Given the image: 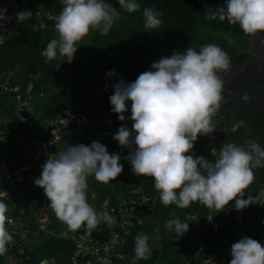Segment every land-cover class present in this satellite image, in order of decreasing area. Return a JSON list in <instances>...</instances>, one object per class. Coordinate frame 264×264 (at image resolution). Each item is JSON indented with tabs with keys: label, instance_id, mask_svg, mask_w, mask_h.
<instances>
[{
	"label": "clouds",
	"instance_id": "clouds-1",
	"mask_svg": "<svg viewBox=\"0 0 264 264\" xmlns=\"http://www.w3.org/2000/svg\"><path fill=\"white\" fill-rule=\"evenodd\" d=\"M60 3L62 8L54 18L57 38L51 39L41 53L46 63L59 61L57 69L62 62L72 63L77 43L90 31L106 36L120 18V12L105 0H60ZM117 3L129 13L140 8L136 0H117ZM161 15L152 8L143 10L145 32L160 27ZM31 17V10L16 14L17 23ZM217 17L230 25L238 24L246 36L264 34V0H225L224 7L208 13L205 19ZM32 27L33 31H39L47 25L40 23ZM0 31H6L3 25ZM230 71L228 53L209 43L199 52L192 47L183 53L174 50L170 57L152 63L150 70L141 73L134 82L126 84L120 80L113 85V95L109 97L112 112L123 122L128 111L126 102L130 101L132 121L130 131L105 115L119 126L113 140L120 147L130 149L125 159L130 162L133 174L154 178V188L165 207L175 205L184 209L199 202L219 213L232 201L237 211L254 204L264 206V187L255 197L249 194L244 198L246 189L255 181L253 170L264 167V146L252 140L242 146L225 142L214 162L188 154L199 136L216 130L213 117L221 107L223 77ZM107 75L114 76L115 71ZM242 124L235 125L233 132ZM120 159L95 141L90 146L69 145L65 151L49 156L34 184L43 189L49 208L66 225L65 236L82 226L95 231L101 224H116L114 215L97 211L88 203L86 178L94 176L104 185L115 181L123 171ZM3 196L7 197L6 193ZM7 211V205L0 199V256L7 253V246L13 241L6 227V223H11ZM165 227L174 229L179 238L189 230V223L176 218L168 220ZM159 232L157 227L152 237L137 234L134 253L138 259L149 258L148 242L159 241ZM230 255V264H264V246L249 237L235 242Z\"/></svg>",
	"mask_w": 264,
	"mask_h": 264
},
{
	"label": "trees",
	"instance_id": "trees-1",
	"mask_svg": "<svg viewBox=\"0 0 264 264\" xmlns=\"http://www.w3.org/2000/svg\"><path fill=\"white\" fill-rule=\"evenodd\" d=\"M105 2L113 5L120 12V18L114 22L106 36L98 31H90L82 41L77 43L78 48L72 63L62 62L58 69L56 65L59 61L46 63L41 55L47 43L57 38V33L52 28V21L37 15L36 11H49L53 15H58L62 8L61 3L54 0H32V17L11 28L9 38L0 46V82L8 78L10 86L20 87V93L26 90L29 83L32 84L30 105L34 109L37 122L32 126H21L15 131L0 126L7 138L6 143H0V158L13 159L18 164L28 161L34 153L35 143L41 140L48 129L46 124L41 125L38 120L50 121L55 117L57 109L63 106L71 107L91 117L95 113L96 102H98L102 106L104 115L114 118L117 125L132 126L131 112L121 122L117 114L111 110L109 97L113 95V85L120 80L126 84L134 82L141 73L150 70L152 63L158 62L163 57H170L174 50L183 53L188 47H192L199 52L203 45L211 43L220 46L235 63H241L246 57L245 49L248 40L238 24L230 25L227 20L220 21L218 17L215 20L205 19L208 13L224 7L225 0H136L140 8L131 13L120 8L117 0H105ZM145 8H152L162 13L159 17L160 27L150 32H145L143 16ZM40 23L46 24L47 27L33 31L32 26ZM27 62H36L39 73L28 74ZM112 70L115 71V75L108 76L107 73ZM13 95L14 93L10 91H0V118L6 119L7 122L14 117L16 111ZM238 106L242 108V111H247L242 101H239ZM127 107L129 109L128 104ZM126 113L127 111L124 116ZM221 113L226 115L222 110ZM241 114L243 119L238 120L244 121L251 118L248 112ZM256 118L255 121L263 126L264 119ZM227 128V124L220 127L223 135ZM221 141L227 142L225 138ZM196 142L208 144L205 138H198ZM233 142L242 146L238 140ZM112 143L116 145L114 140ZM79 144L87 146L85 141ZM198 150L194 145L191 153L188 154L193 155L194 158L204 157L206 160L215 161L214 157ZM128 154L129 151L125 152L126 157ZM120 163L123 165V171L115 181L107 185L97 182L94 176L87 177L86 194L93 191L95 196L93 201L97 205L105 198L110 197L115 200V193L131 194L138 199L144 196L158 202L157 204L147 203L146 207L152 210L149 219L135 226L125 237L122 252L127 257L135 256L137 234L144 233L152 237L155 234L154 230L157 227L160 229L159 241L150 239L148 242L151 249L149 258L142 260L136 257L135 264H201L203 259L214 256L219 245H227L229 242L231 249L238 233L264 246V206L254 204L237 211L234 207L235 201H232L219 213L214 209L212 221L218 223L220 233V236H215L211 223L205 225L209 208L199 202H193L184 209L177 208L175 205L163 206L159 193L153 185L154 178L133 174L134 178L131 180L125 176L129 166L122 160ZM253 171L254 174L261 172L258 168ZM39 177L40 172L37 167H34L30 178H25L24 182L17 183L16 186L19 191L18 197L23 199V203L17 199L8 202L10 216L22 219L30 232L27 242L18 240V244L7 252L16 255L18 249H23L22 264H39L43 260L53 264H71L73 241L60 236L61 231L66 229V225L64 228V224L56 218L50 208L47 210L50 223L44 230L38 227L37 213L44 194L43 189L34 184V179ZM254 183L246 189L245 199L249 194L255 197L260 191L261 188ZM239 212L240 220L236 219ZM196 215L201 217L199 224H194L191 220V216ZM176 218L189 223V230L179 238L176 237L174 229L169 230L165 227L168 220ZM208 235L211 237L210 240L199 241V238ZM187 240L199 241L202 244L200 251L198 253L191 251L187 247ZM230 260L229 253L225 257L224 264H230ZM0 264H5L4 256H0Z\"/></svg>",
	"mask_w": 264,
	"mask_h": 264
},
{
	"label": "built area",
	"instance_id": "built-area-1",
	"mask_svg": "<svg viewBox=\"0 0 264 264\" xmlns=\"http://www.w3.org/2000/svg\"><path fill=\"white\" fill-rule=\"evenodd\" d=\"M32 0H0V25L4 26L6 31H0V46L9 38L10 30L17 23L16 14L26 10L32 9ZM37 15H41L48 21H52L53 29L55 31V17L57 15L51 14L49 11L37 10ZM56 32V31H55ZM5 79V80H4ZM3 82H0V91H10L14 95L12 99L15 102V115L8 122L4 118H0V126H5L11 131H15L21 126H32L36 124L34 116V109L30 105V93L32 91V84L29 83L26 90L20 93L19 86H10L8 78H4ZM38 122L41 125H47L48 129L43 134L41 140L35 143V150L31 158L18 164L13 159L0 158V199L9 206L8 202H13L16 199L23 203V199L18 197L19 191L17 183H22L25 178H30L31 171L37 167L38 172L41 173L42 166L46 163L49 156H54L61 149L66 150L69 145H78L81 141H85L87 146H90L92 142H99L107 148L109 154H117L120 156V160L127 163L129 171L126 173V177L134 178L131 170L130 162L125 159V155L117 150L113 145V136L119 129V126L115 125L111 118H104L101 120L98 127L90 131L91 117H88L71 107H60L56 111V115L50 121L46 122L43 119H39ZM0 127V143H6V135L3 128ZM214 154V150L210 152ZM130 181V180H129ZM3 192L7 197L3 196ZM87 195L88 203L97 211H108L109 214L116 217V224L113 226H106L101 224L97 230H88L85 226L75 232H69L67 236L64 232L68 231L67 227L62 230L60 236H64L67 239L73 241V252L70 257L71 264H135L136 256H126L122 252L123 245L125 244V237H127L131 230L138 225L146 222L149 219V215L152 214V210L147 208V203L153 202L157 204L154 199L148 197H142L140 199L135 198L133 195H124L115 193V200L110 197L105 198L99 205L94 203V192L89 191ZM50 202L43 194L41 197V203L39 212L37 213V224L39 229H46L48 225V213ZM9 210L6 215L11 223H6V227L10 234L13 236V241L7 246L11 251L12 247L18 244V240L28 241V229L25 222L22 219H17L9 214ZM114 210V211H113ZM210 209L205 220V225L211 223L213 227V233L215 236H220L218 231V223L212 221V211ZM236 219L240 220V212L236 215ZM191 220L194 224H199L201 217L191 216ZM65 228V225H63ZM63 227L61 229H63ZM246 237L242 233L236 234L234 243L241 238ZM210 236H204L199 238V241H208ZM192 242L187 240V247L191 251L198 253L202 248L200 242ZM229 243V242H228ZM221 244L212 257L203 259L201 264H224L225 257L230 253V245ZM233 243V244H234ZM8 251V252H9ZM6 253L4 256L5 264H22L23 263V249H18L16 255ZM47 260H43L39 264H49Z\"/></svg>",
	"mask_w": 264,
	"mask_h": 264
},
{
	"label": "flooded vegetation",
	"instance_id": "flooded-vegetation-1",
	"mask_svg": "<svg viewBox=\"0 0 264 264\" xmlns=\"http://www.w3.org/2000/svg\"><path fill=\"white\" fill-rule=\"evenodd\" d=\"M257 35L259 36V34ZM256 36L254 37L247 36L248 45L245 49L246 56L249 55L247 53V50L249 49V44L251 41H253V39ZM256 41H258V39ZM255 45L256 46H252V50H253L252 54L253 53L258 54L256 58L257 59L259 58V62L262 63L264 62V47L258 46V44H255ZM252 54L250 55V57L251 58L255 57V55H252ZM248 60L251 61V59H248ZM247 66L248 67L246 69L248 73L253 74L257 72V68L255 66L253 65H250V66L247 65ZM240 93L243 96H246L247 98H249L253 104L247 106L243 102L245 107L247 108V111H242V108L240 109L238 106L239 101H242V100L239 99L238 96L235 97V95L232 94L229 97L231 100L227 99L226 101V103H230V104L227 106H221L218 112L213 117V122L216 126V130L210 135L198 137L199 139H202V138L207 139L208 144H201L197 142L194 143L196 148L199 149L198 151H200L201 153L203 152L207 153L211 157H214V159L216 160L219 156V151L224 144L223 143L224 141H221L222 138H225V141L231 142V143H234L233 142L234 140H238V142L242 143V145H244L246 141L252 140L256 143H259L261 146H264V125L262 126L261 123H259L258 121H255L257 120L256 117H260L264 119V88L246 87L242 89ZM130 109L131 107L129 106L127 113L129 112ZM221 110L224 111L226 115L224 114L222 115ZM242 112L250 113L251 118H249V120L247 119L244 121L238 120V119H243L242 118L243 115L241 114ZM240 122H243L242 126L238 127L237 130L233 132L232 130L233 127L239 124ZM223 124L228 125L225 135L222 134L221 129H220V127ZM128 127L131 131L132 126H128ZM234 144L239 145V143H234ZM207 146L209 147L208 150H207L208 148ZM213 149H214V154L212 155L210 152ZM198 156H200L199 152H198ZM258 169L261 172L254 174L255 175L254 184L262 188L264 187V167L258 168Z\"/></svg>",
	"mask_w": 264,
	"mask_h": 264
},
{
	"label": "water",
	"instance_id": "water-1",
	"mask_svg": "<svg viewBox=\"0 0 264 264\" xmlns=\"http://www.w3.org/2000/svg\"><path fill=\"white\" fill-rule=\"evenodd\" d=\"M258 39V41H256ZM262 40H264V34L257 35L253 41L249 44V49L247 50V53L249 54L246 56V58L241 63H235L230 60L231 63V71L223 77L225 83L222 91V101L221 106H227L230 103H226L227 99L231 100L229 97L233 94L238 96L239 99L242 100V102L245 103V105H252V101L247 98L246 96H243L240 91L246 87H262L264 88V62H259V58L257 59L256 56L258 54L253 53L252 54V46H256L255 44H258V46L264 47V43H262ZM254 44V45H253ZM255 55V57H250V55ZM248 59H251L249 61ZM253 60V61H252ZM247 65H253L257 68V72L250 74L247 72ZM38 64L36 62H27L26 63V70L28 74H37L39 73ZM131 107V102H126ZM131 109L129 110V112ZM127 113V115L129 114ZM126 115V116H127ZM125 116V117H126ZM105 118V115L103 113L102 106L96 102L95 106V113L91 116V127L90 131H93L94 128L98 127L101 120ZM125 126L129 129L128 125H120V127ZM130 130V129H129ZM134 139V134L133 137ZM117 143V142H116ZM118 145V143H117ZM119 146V145H118ZM120 147V146H119ZM122 148V147H121ZM124 150L130 151L129 148L124 147L122 148Z\"/></svg>",
	"mask_w": 264,
	"mask_h": 264
},
{
	"label": "rangeland",
	"instance_id": "rangeland-1",
	"mask_svg": "<svg viewBox=\"0 0 264 264\" xmlns=\"http://www.w3.org/2000/svg\"><path fill=\"white\" fill-rule=\"evenodd\" d=\"M54 1H56V2H59L60 3V0H54ZM117 150H119V151H121V152H125L121 147H119V146H117ZM47 263H52V262H47ZM53 264V263H52Z\"/></svg>",
	"mask_w": 264,
	"mask_h": 264
}]
</instances>
